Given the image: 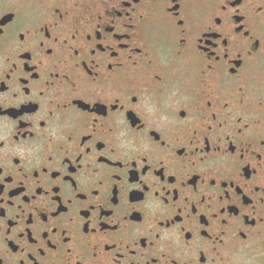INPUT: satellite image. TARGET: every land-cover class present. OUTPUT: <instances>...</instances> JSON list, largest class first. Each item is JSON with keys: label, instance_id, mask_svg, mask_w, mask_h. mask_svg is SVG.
I'll list each match as a JSON object with an SVG mask.
<instances>
[{"label": "flooded vegetation", "instance_id": "af4514ba", "mask_svg": "<svg viewBox=\"0 0 264 264\" xmlns=\"http://www.w3.org/2000/svg\"><path fill=\"white\" fill-rule=\"evenodd\" d=\"M0 264H264V0H0Z\"/></svg>", "mask_w": 264, "mask_h": 264}]
</instances>
